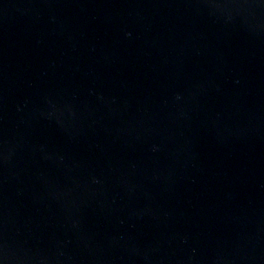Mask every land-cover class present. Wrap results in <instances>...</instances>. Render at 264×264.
Wrapping results in <instances>:
<instances>
[{
    "label": "water",
    "instance_id": "water-1",
    "mask_svg": "<svg viewBox=\"0 0 264 264\" xmlns=\"http://www.w3.org/2000/svg\"><path fill=\"white\" fill-rule=\"evenodd\" d=\"M0 264H264V0H0Z\"/></svg>",
    "mask_w": 264,
    "mask_h": 264
}]
</instances>
